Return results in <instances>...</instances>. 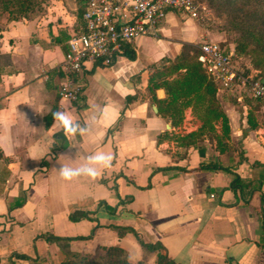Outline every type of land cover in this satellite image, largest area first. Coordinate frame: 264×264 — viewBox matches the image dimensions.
Masks as SVG:
<instances>
[{"label": "crops", "instance_id": "0c3cea01", "mask_svg": "<svg viewBox=\"0 0 264 264\" xmlns=\"http://www.w3.org/2000/svg\"><path fill=\"white\" fill-rule=\"evenodd\" d=\"M83 6V0H50L29 18L0 21V264H60L67 255L110 246L127 250L133 262L156 264L157 253L131 233L120 237L119 227L160 243L177 264H264L260 106L237 101L235 93L216 94L230 130L221 154L209 138L196 147L171 139L202 123L187 108L174 127L159 112L165 89L156 97L149 90L150 77L185 46L199 49L218 38L171 11L134 42V59L87 64L82 97L73 103L58 88ZM55 111L89 132L66 137L54 125ZM215 127L221 135V121ZM101 151L112 154L113 166L95 180L68 182L57 170L59 162L79 167ZM19 200L23 205L15 207ZM76 211L90 218L73 222Z\"/></svg>", "mask_w": 264, "mask_h": 264}, {"label": "built area", "instance_id": "2783aa9c", "mask_svg": "<svg viewBox=\"0 0 264 264\" xmlns=\"http://www.w3.org/2000/svg\"><path fill=\"white\" fill-rule=\"evenodd\" d=\"M82 27L68 41L62 63L63 77L58 88L61 99L73 103L82 97V74L87 64L100 62L109 66L134 42L156 29L171 11L202 22L206 8L197 0H83ZM198 61L217 94L237 93V101L245 97L259 104L264 113V79L257 71L247 72L234 63V53L221 43L203 40Z\"/></svg>", "mask_w": 264, "mask_h": 264}, {"label": "trees", "instance_id": "16d2710c", "mask_svg": "<svg viewBox=\"0 0 264 264\" xmlns=\"http://www.w3.org/2000/svg\"><path fill=\"white\" fill-rule=\"evenodd\" d=\"M50 0H0V21H8L29 18L35 14L37 9L44 7ZM85 6L78 12V18L82 19ZM254 29L243 33L236 43L235 54L242 56L251 44L255 48L250 51L257 53L258 59L253 62V67L259 72L258 78L264 79V30L254 25ZM252 28V27H251ZM224 46V45H222ZM225 47V46H224ZM200 51L196 47L185 46L183 52L176 56L174 60L158 68L150 77L149 90L155 96L157 89L163 88L167 93L166 100H157L160 114L169 118L174 127L182 124L184 111L191 108L194 115L201 121V127L190 134L179 136L173 135L177 144L184 147H196L205 138L215 140L219 153L225 152L227 145L225 140L229 136L228 118L221 109L217 99V89L215 84L208 78L204 68L198 61ZM125 55L134 59L135 54L130 48L126 49ZM260 76V77H259ZM156 97V96H155ZM221 121V135L217 134L216 123ZM202 169V167H201ZM234 185H241V181L236 178ZM22 200L15 202V207L23 205ZM84 218H90L81 211L73 212L70 220L73 222ZM120 237L131 233L136 236L140 245L151 251L156 252V264H177L169 255L167 250L160 243L144 242L138 234L131 228H118ZM88 239V238H84ZM56 241H70L71 239L55 238ZM25 258V257H23ZM60 264H142L133 262L127 250L120 246H110L105 248V254H70L67 255Z\"/></svg>", "mask_w": 264, "mask_h": 264}, {"label": "rangeland", "instance_id": "374dc122", "mask_svg": "<svg viewBox=\"0 0 264 264\" xmlns=\"http://www.w3.org/2000/svg\"><path fill=\"white\" fill-rule=\"evenodd\" d=\"M206 8L208 18L200 22L210 34L216 36L218 43L224 45L234 53V63L239 69L247 72L255 71L253 62L258 59L257 53L250 52L256 46L251 44L247 51L240 57L235 54L236 43L244 32L254 29V25L264 30V0H197ZM44 9H37L39 13ZM252 27V28H251ZM262 75H264V70ZM260 75L257 71V76ZM260 77V76H259ZM235 96L238 94L235 93ZM249 102H255L248 97ZM256 103V102H255ZM258 104V103H256ZM259 105V104H258ZM128 252V251H127ZM129 253V252H128ZM94 254H105V248Z\"/></svg>", "mask_w": 264, "mask_h": 264}, {"label": "clouds", "instance_id": "9594fccd", "mask_svg": "<svg viewBox=\"0 0 264 264\" xmlns=\"http://www.w3.org/2000/svg\"><path fill=\"white\" fill-rule=\"evenodd\" d=\"M54 125L59 122L63 128L66 137H83L89 132V129L79 123L74 122L72 117L64 111H55L52 113ZM53 125V126H54ZM114 157L110 153L96 152L86 158L87 163L79 167H70L67 164L60 163L57 169L61 177L68 182L78 179L81 176L89 177L95 180L101 174V170L111 169Z\"/></svg>", "mask_w": 264, "mask_h": 264}]
</instances>
